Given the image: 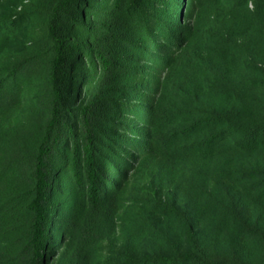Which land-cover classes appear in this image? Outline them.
Wrapping results in <instances>:
<instances>
[{
    "label": "trees",
    "instance_id": "obj_1",
    "mask_svg": "<svg viewBox=\"0 0 264 264\" xmlns=\"http://www.w3.org/2000/svg\"><path fill=\"white\" fill-rule=\"evenodd\" d=\"M0 264H264V0H0Z\"/></svg>",
    "mask_w": 264,
    "mask_h": 264
},
{
    "label": "rangeland",
    "instance_id": "obj_2",
    "mask_svg": "<svg viewBox=\"0 0 264 264\" xmlns=\"http://www.w3.org/2000/svg\"><path fill=\"white\" fill-rule=\"evenodd\" d=\"M152 175V168L147 170H143L137 173L133 179H131L130 189H139V190H146L150 183V177ZM128 188V187H127ZM139 194V193H138ZM112 245V242H108L104 244V252L107 250L108 247Z\"/></svg>",
    "mask_w": 264,
    "mask_h": 264
}]
</instances>
